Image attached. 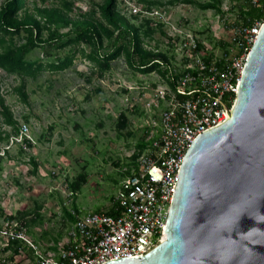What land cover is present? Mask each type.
<instances>
[{"label": "rangeland", "instance_id": "rangeland-1", "mask_svg": "<svg viewBox=\"0 0 264 264\" xmlns=\"http://www.w3.org/2000/svg\"><path fill=\"white\" fill-rule=\"evenodd\" d=\"M26 1L20 16L44 21L38 15L41 9L53 10L62 19L51 26L52 33L63 35L61 44L75 37L85 16L100 17L99 0ZM249 4V0H117L120 26L138 33L139 49L124 38L122 54L99 67L87 58L93 52L88 44L53 45L50 54L45 46H37L20 52L24 63L36 64L31 75L21 78L0 67V99L19 131L16 134L0 117V154L9 147L0 156V221L6 217L27 221L30 236L43 245L63 237L70 211L110 213L111 198L139 144L149 140L146 127L152 117L150 105L161 101L158 89L185 72L194 45L207 60L239 58L237 40L247 30L241 10L247 11ZM252 4L263 7L261 0ZM259 23L263 22L255 25ZM48 33L47 28L44 36ZM117 36L115 32L112 41L106 40L99 53L112 50ZM26 39L22 33L14 45L22 47ZM144 53L159 59L155 70L148 71L156 61L146 68L137 63ZM21 85L27 99L19 93ZM17 136L23 138L21 143H13Z\"/></svg>", "mask_w": 264, "mask_h": 264}, {"label": "built area", "instance_id": "built-area-1", "mask_svg": "<svg viewBox=\"0 0 264 264\" xmlns=\"http://www.w3.org/2000/svg\"><path fill=\"white\" fill-rule=\"evenodd\" d=\"M261 26L256 24L238 37L239 58L207 60L194 45L185 72L158 89L161 101L150 105L152 117L146 127L149 140L138 149L120 183L113 214L70 211L63 237L43 245L32 239L27 221L3 218L0 263L19 264L25 259L26 264H106L146 255L161 244L186 153L200 135L228 119ZM21 141L18 136L13 139Z\"/></svg>", "mask_w": 264, "mask_h": 264}, {"label": "water", "instance_id": "water-1", "mask_svg": "<svg viewBox=\"0 0 264 264\" xmlns=\"http://www.w3.org/2000/svg\"><path fill=\"white\" fill-rule=\"evenodd\" d=\"M150 253L106 264H264V22L228 119L186 153Z\"/></svg>", "mask_w": 264, "mask_h": 264}, {"label": "trees", "instance_id": "trees-1", "mask_svg": "<svg viewBox=\"0 0 264 264\" xmlns=\"http://www.w3.org/2000/svg\"><path fill=\"white\" fill-rule=\"evenodd\" d=\"M99 1L100 17L96 18L94 14L85 16L87 19L83 24L77 27L75 30V37L71 38L67 43L61 44L60 42L63 35L52 33L51 29V26L59 20H62L58 17L57 13L53 10L47 11L39 9V18L44 20L39 21L33 16H20V12L23 10L25 3L27 2L26 0H4L0 10V67L6 72L21 78H24L25 75H31L34 72L33 70L35 69L36 64L24 63L23 54L20 52L23 50L26 53L37 46H45L47 53L50 54V50L54 49L52 47L53 45L59 48H64L74 44H88L93 49V52L87 55V58L99 67L103 66L104 61L109 64V62L115 60L122 54L127 45L126 43H120L124 38L129 45L135 44L137 49H139L138 33L131 30L124 31L120 26L117 19L118 14L116 12L117 0ZM261 1L263 3L261 10L257 8L256 4H252L253 0H249L250 4L248 9H246L247 11H244L245 8H242L241 10L245 15L241 17H246L244 18V25L248 30L253 28L257 20L264 22V0ZM63 8L68 13L72 12L71 7L63 6ZM205 8L220 9L219 6L217 7L216 5H207ZM47 28L49 33L48 36L45 37L44 30ZM115 32L118 33V36L115 38L112 45L113 49L106 52L104 55L100 54L99 52L104 48V42L106 40L112 41ZM22 33L26 34L27 43L26 45L17 48L14 45V40ZM47 46H49L50 49H47ZM83 53L85 52L83 51ZM140 60L141 61L137 63L144 68L148 67L152 62H157H155L154 66L148 69V71L155 70L158 66L155 64H159L157 56L153 57L148 53H144ZM18 90L22 98L27 99L25 85H21ZM0 117L4 118L5 123L14 127L16 134L19 133L16 128L17 122L14 120L10 109L6 106L3 99H0ZM143 146V143H140L138 148H142ZM113 213L114 210L108 214Z\"/></svg>", "mask_w": 264, "mask_h": 264}, {"label": "crops", "instance_id": "crops-1", "mask_svg": "<svg viewBox=\"0 0 264 264\" xmlns=\"http://www.w3.org/2000/svg\"><path fill=\"white\" fill-rule=\"evenodd\" d=\"M121 183V182H120ZM120 186V185H119ZM115 194H116V192H115ZM115 194H113V196H112V198H111V200H112V202H113V200H114V196H115ZM112 206H113V203H112ZM113 210V209H112ZM96 213V212H95Z\"/></svg>", "mask_w": 264, "mask_h": 264}, {"label": "bare ground", "instance_id": "bare-ground-1", "mask_svg": "<svg viewBox=\"0 0 264 264\" xmlns=\"http://www.w3.org/2000/svg\"><path fill=\"white\" fill-rule=\"evenodd\" d=\"M165 239H166V235H165V237H164V240H163V241H165Z\"/></svg>", "mask_w": 264, "mask_h": 264}]
</instances>
